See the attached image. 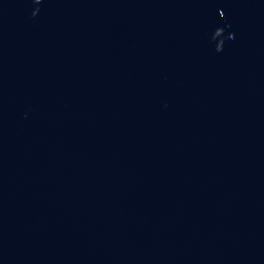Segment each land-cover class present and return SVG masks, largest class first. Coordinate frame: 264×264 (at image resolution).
Masks as SVG:
<instances>
[{
	"label": "water",
	"instance_id": "obj_1",
	"mask_svg": "<svg viewBox=\"0 0 264 264\" xmlns=\"http://www.w3.org/2000/svg\"><path fill=\"white\" fill-rule=\"evenodd\" d=\"M0 264H264V0H0Z\"/></svg>",
	"mask_w": 264,
	"mask_h": 264
}]
</instances>
